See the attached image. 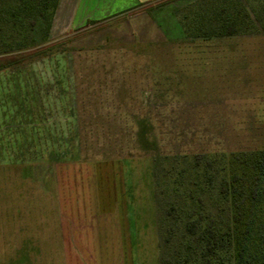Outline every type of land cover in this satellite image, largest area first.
<instances>
[{
	"label": "rangeland",
	"instance_id": "374dc122",
	"mask_svg": "<svg viewBox=\"0 0 264 264\" xmlns=\"http://www.w3.org/2000/svg\"><path fill=\"white\" fill-rule=\"evenodd\" d=\"M200 1L116 0L102 5L108 17L59 30L47 44L39 23L25 41L0 42V64L8 66L0 72V264L17 260L22 230L52 233L46 223L56 212L42 191L54 186L51 164H64L60 173H79L64 181L84 199L66 207L69 221L82 210L86 226L83 236L69 235V254L74 240L81 244L73 264L174 262L182 230L166 209L174 201L195 209L184 192L232 227L229 203L215 196L221 177L242 174L237 156L264 150V18L251 12L256 0H239L254 20L252 33L188 39L179 14ZM122 6L128 9L119 12ZM16 43L23 53L8 50ZM196 155L224 165L218 175L211 171L209 187L195 185ZM95 169L111 189L109 205L89 201L109 195L105 187L84 189L80 179ZM172 181L180 187L174 190ZM95 211L109 222L100 238L90 232ZM49 247L45 242V257ZM225 256L223 264H233Z\"/></svg>",
	"mask_w": 264,
	"mask_h": 264
},
{
	"label": "trees",
	"instance_id": "16d2710c",
	"mask_svg": "<svg viewBox=\"0 0 264 264\" xmlns=\"http://www.w3.org/2000/svg\"><path fill=\"white\" fill-rule=\"evenodd\" d=\"M58 1L6 0L0 8V24L7 28L3 32L0 29V42L15 43L20 36L25 41L27 33L39 23L41 44H47ZM254 2L256 7L251 12L261 22L264 0ZM179 12L176 11L177 16ZM250 15L239 0H202L186 7L184 13L179 14V20L188 39L215 34L230 37L253 32L254 20ZM92 23L87 22L88 25ZM11 47L9 51L18 53H23L25 48L20 43H16L15 49ZM51 54L49 50L33 60L39 61ZM6 68L8 66L0 64V72ZM236 160L242 167V174H232L228 179L221 177L215 196L216 202L229 203L232 227L228 223L219 224L215 217L207 213L200 197L194 198L184 192V201L196 208L187 210L176 201L167 207L166 216L182 230V234L174 251V262L162 257L160 264H223L227 253L233 264H264V150L243 153ZM193 162L201 175L195 185L206 184L209 187L213 174L218 175L224 170V165L218 160H203L201 155H196ZM172 186L176 190L180 184L172 181ZM170 237H166L167 243Z\"/></svg>",
	"mask_w": 264,
	"mask_h": 264
},
{
	"label": "crops",
	"instance_id": "0c3cea01",
	"mask_svg": "<svg viewBox=\"0 0 264 264\" xmlns=\"http://www.w3.org/2000/svg\"><path fill=\"white\" fill-rule=\"evenodd\" d=\"M116 0H59L58 1V6L54 14V18L52 21V25L50 28V33H49V40L58 33V31H63L66 30L67 28H76L80 25H83L84 23L88 21H93V20H102L106 17H108L109 12L107 11L106 7L107 6H102L103 4H106L108 2H115ZM137 3H143L149 0H133ZM123 8V12L127 10L128 8L121 7ZM160 8V7H159ZM157 8V9H159ZM36 63H39V61H36ZM87 163H92V162H87ZM87 163H82V164H87ZM96 163H101V162H96ZM69 164V162L67 163ZM71 164V163H70ZM81 164V163H80ZM52 165V173L50 174L51 180L54 183V186H45L42 191L46 192L49 200L51 202V208H55V216L52 217L51 222L49 223L47 221L44 222L46 223L47 227L51 225L52 227V233L45 232V235H41V237L34 235H27L24 230H22L23 237L20 240L21 243H17V251L15 253V259L21 260V261H15L12 264H36V261L43 260L44 262L42 264H47V262H56L55 264H73L72 260L77 263L80 259L79 254L81 253V244L80 241L76 242L74 240V245L73 249L75 250L74 254H69L70 252V237L69 235L73 233V238L76 235V232L80 235L85 234V221H84V214L83 211L80 210L81 216L78 218L76 215V219L70 220L67 218V212H66V207L67 205H73L77 206L79 202H84L82 192H80V195L78 196L75 191L70 190L68 187H65L64 181L65 179L69 176L72 175L73 177L75 176L76 173H78L77 169L76 171L73 170L72 173L66 172V173H60L58 171L59 166L64 165V164H51ZM84 177H80L82 180L83 184H85L84 189L86 188H91V189H96V188H104L105 190L110 194L106 195V197L101 198L100 200L97 198H89V201H97L100 202L102 201L103 203H109L112 201L111 200V189L106 185L104 182V176L100 171H93V173H85V171H82ZM61 176V177H60ZM79 176V173H78ZM62 178V179H61ZM75 178V177H74ZM61 179L62 181H58ZM89 185H86L88 184ZM59 183V184H58ZM105 183V185H104ZM75 187V186H74ZM80 188V187H76ZM70 196V197H69ZM95 213L96 217V223L97 226L96 228H92L90 232L94 233V235L99 238L101 237V232L100 228L101 226H109V222H104L106 221L103 217V215L98 216V214ZM97 216L98 219L97 220ZM71 221L73 224H71ZM45 226L43 227L42 234L44 233ZM49 235L46 237V235ZM53 234L55 236H53ZM72 235V234H71ZM83 236V235H81ZM75 239V238H74ZM1 238H0V243H1ZM17 241V239H16ZM48 243V247L50 245L49 252H51L47 257L44 254V243ZM42 243V244H41ZM82 243V242H81ZM42 246V247H41ZM77 251H80L79 254ZM42 254L43 256H41ZM48 256L50 258H48ZM14 258V257H13ZM47 261V262H46ZM40 263V262H39Z\"/></svg>",
	"mask_w": 264,
	"mask_h": 264
}]
</instances>
